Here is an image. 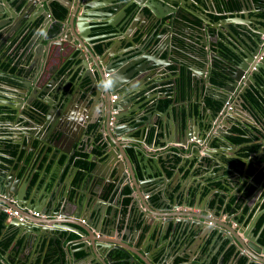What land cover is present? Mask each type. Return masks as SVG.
<instances>
[{"label": "water", "instance_id": "obj_1", "mask_svg": "<svg viewBox=\"0 0 264 264\" xmlns=\"http://www.w3.org/2000/svg\"><path fill=\"white\" fill-rule=\"evenodd\" d=\"M28 1L16 0L12 3L13 0H0V3H3L1 10L4 12L1 17H5L8 12L11 13L6 22L9 23L13 18L16 19L17 13L25 16L28 9L24 8V5ZM54 1L65 7L64 17L54 18L52 1L46 3L45 8L35 0L34 2L38 3L36 6L38 10L34 16H26L24 34L30 31L32 24H37V27L28 37L23 34L11 51L14 56L12 65L18 70L5 73L0 69V213L3 212V205L18 209L22 212L24 220L14 217L7 221L8 224L17 227L20 233L24 230L35 231L37 228L35 241L39 245L45 237L55 242L56 250L47 261L44 255L49 250V245L45 251H39L38 264H50L53 260H56V264L76 263L77 258L73 251L70 250L68 257L63 255L65 237L62 233L66 226L74 229L81 237H85L82 240V248L87 255L92 254L101 264H130L136 259L129 251L137 252L131 248L132 245L126 246L103 237L94 239L86 237L91 228L102 235H109L114 229L107 220L109 213H105L104 203L101 204V201L112 202L118 192L122 190L123 193L125 185L130 188L133 197L141 198L137 190L146 194L144 186H148L147 184L154 180L160 183L155 191L160 193V204L157 206L150 195H147L141 203L145 208L141 212H152L156 209L171 212L173 204L168 201L172 200V196H175V205L178 207L182 203L178 194L188 191L185 187L179 192L175 186L163 188L164 181L169 179L167 171L174 170V173L180 175V167L200 157L194 168L201 167L204 176L209 171L207 177H214L216 174L214 166L226 165V153L232 149L226 138L232 125L223 127L225 120L233 118L237 124H247L259 130L263 128L239 97L241 93L252 89L264 99V0H233L238 6L225 18L231 20V23L223 21L219 25L204 11V7L213 9L214 0H169L171 6H167L165 13L158 10L159 4L163 6L162 0ZM18 6H21L23 13L19 11ZM145 7L148 8V12L145 11ZM248 12H251V15ZM151 25L155 26L152 32L148 29ZM100 28L109 29L107 33L99 34ZM134 28L139 29L144 41L140 43L134 41L133 44L136 43V46L133 47L134 54H131L126 48L127 43L132 40L129 33ZM156 29L159 33H155ZM102 37H110L112 42L109 45L105 42L99 43L98 49L95 40ZM221 38H225L224 41L228 42V45L222 42ZM6 40L7 36L1 39L0 51L3 50L2 45ZM18 45L23 48L21 55L16 57L15 47ZM261 54L262 57L259 59ZM171 62L177 65L174 71L168 69ZM181 67L188 69V75L193 77L191 81L196 84L192 99L187 100L188 118H183L181 113L178 118L179 113L174 109L173 118H169L171 105L159 108L157 102L154 111L150 115H145V119L134 117L132 109L119 110L118 106L121 103L131 102L128 92H136L133 88L134 81L143 75L145 90H150L149 84L157 85L169 81L171 83L169 90L164 93L175 98L178 93L177 76ZM164 72L169 73L168 78L162 76ZM197 72L201 73L200 76ZM108 81H111L110 88L106 87ZM138 83L142 81L139 80ZM73 87L76 88V92H72ZM123 92L125 94L118 99L117 96ZM141 93L142 91H137L134 94ZM154 93L151 92L150 95ZM230 94H233L232 99ZM113 95L116 97L111 99ZM205 96L217 102L212 105L213 108L207 105ZM83 101L85 105L80 104ZM192 101L199 104L204 130L210 133L211 139L207 141L200 137L202 130L197 125V116L190 114ZM227 102L229 106L226 107ZM92 104L94 109L97 107V114L90 113L85 116L82 114L83 117H78L73 111L74 106L82 105L88 109L87 107ZM173 106L178 107L177 104ZM235 112L239 113V116ZM207 113L210 116H207ZM221 114L225 115L222 121L219 119ZM152 115L159 116L158 124L165 117V126H161L159 132L166 134L168 142L178 140L182 145L188 146L187 141L191 137L194 138L190 143V147L192 144L193 147L190 148L189 157H184L186 152L183 151L151 152L142 147L143 142L151 149L161 148V145L149 143L147 140ZM19 121L24 123L19 124ZM219 121L221 127H218ZM135 123H139L140 126L130 133ZM3 124L6 126L2 127ZM7 124L13 126L16 124L18 128L9 130ZM195 126L198 127L196 134ZM128 130H130L128 135L124 136V132ZM14 133L21 135V139L15 138ZM260 137L263 140L264 133H260ZM129 139L135 142L133 153L128 150L131 143ZM213 139L219 140L216 147L211 144ZM203 143L205 150H202ZM121 146H124L122 151ZM76 152H79V155L83 152L91 154L93 162L107 163L115 172L110 182L101 181L100 194L92 192L79 199V190L74 189L75 192L72 194V187L63 181V176L67 172L66 166H71V170L74 168L72 160ZM205 152L209 153V158L202 159ZM175 156L179 160L173 169ZM252 156L250 161L253 174H256L264 167V160H260V157L264 156V140L260 152ZM101 159L104 161L101 162ZM235 164L231 165L233 171L244 172L248 177L247 165H240L239 159L235 160ZM125 165L130 169L128 177ZM70 174L75 175V172L70 171ZM123 179L125 185L121 184ZM130 179L133 181L132 187L129 185ZM243 179L241 181H244ZM141 182L142 185L137 188L136 184ZM252 182L256 189L263 187L264 184V181L256 182L253 176ZM103 184L106 186L105 189L102 187ZM111 186L113 188L110 190ZM204 186L210 190L215 189L214 185L207 183H204ZM251 194H254V191ZM214 198L218 203V196ZM194 201L196 208L205 209L208 214H201V217L189 213L159 215L162 220L158 221V234L163 233V236L178 234L179 237H175V241L178 242L191 233L207 234L208 228L215 229L222 235L226 234V239L231 244H237L239 253H246L250 262L264 263L263 255H260L264 254V243L260 244L257 241L247 223L224 211L229 198L220 205L223 208L221 215L225 214L226 217L225 222L210 219L217 214L207 205L201 207L203 204L201 191L196 193ZM243 201L241 199V202ZM113 204L117 205L118 202ZM183 206L194 207L186 201ZM28 211H38L46 220L40 221L42 225L31 226L26 221L28 219L33 221L30 214L26 213ZM262 211V208L256 207L252 213L253 217L248 220L253 222ZM63 214L73 217L74 220H57L53 217ZM78 219L85 220V223H80ZM204 220L209 222L207 227L204 226ZM230 221L236 224L233 229ZM68 223H74L78 228ZM170 223L172 227L169 226ZM138 239L139 237L135 241L133 238L130 240L135 248ZM144 244L146 247L149 245L146 242ZM175 245L176 242L171 244L172 247ZM158 246L159 244L155 242L154 250ZM186 248L187 245L178 253H171V250L166 253L165 249L149 253L142 246L143 255L140 257H147L148 261L142 258L144 264H149L150 261H154L155 264H166L170 257L171 264H175L176 257L185 255L190 257V251L187 252ZM241 248L251 251L243 252ZM116 250L124 252L125 256L113 254ZM0 257L8 259L3 253H0ZM35 259L24 262L35 264ZM222 259L223 255H220L216 264H222ZM188 261L180 264H187ZM200 264H210V259L207 261L206 258L205 261H200Z\"/></svg>", "mask_w": 264, "mask_h": 264}, {"label": "crops", "instance_id": "obj_2", "mask_svg": "<svg viewBox=\"0 0 264 264\" xmlns=\"http://www.w3.org/2000/svg\"><path fill=\"white\" fill-rule=\"evenodd\" d=\"M34 1L35 0H32V1L29 0L28 3H25L24 8L28 9V12L25 14V16L22 14L19 15V13H17L16 19L13 18L12 21L9 23H6V22H7V19L11 16V13L8 12L5 17H1L4 12L1 10V6L3 5V3L2 4L0 3V41H1V39L5 38L7 36L6 43L2 45L3 46L2 54H4L2 60H4V61H2L0 59V65L1 66H3V64H5L7 62V60L9 59V56H10L9 62L11 64V65L9 64V66H12V62H13L14 57L11 54V51H12L14 45L20 39V37L26 32V30H25L26 25L24 24V21H26V19H25L26 16L29 17L31 15L32 16L35 15L36 10H38L36 8L38 3L42 4L45 8H47L46 3H48L49 1H52V3L56 2L54 0H44V2H43V0H38V3L36 4ZM15 2H16V0H13L12 3H15ZM162 2H163V6H161L159 4L158 10L161 13H165V9L167 8V6H171V3L169 0H162ZM197 3H198V1H197ZM176 6H177V3H176ZM18 9L20 12L23 13V11H21V6H18ZM5 10H7V8ZM145 11L148 12L149 11L148 8L145 7ZM204 11L207 12L208 15L214 21L218 22L217 23L218 25L220 22L222 23L223 21L227 22V23H231V20L225 19L229 15L230 11H227V10L224 11L221 8L218 9L217 7H215V4L213 6V9L204 7ZM248 13L251 15V12H248ZM14 14H15V12H14ZM19 20H21V21L19 22ZM237 20H239V19H237ZM142 21H143V17H142ZM142 21L140 23H142ZM242 21L245 22V20H242ZM234 22H235V24H238L237 21H234ZM137 27L139 28V25ZM148 29L150 32H152L153 29H155V26L151 25L148 27ZM107 32L108 31H105V32L101 31L99 34H104ZM19 33H21V34L19 35ZM28 33H29V31H28ZM155 33H159V30L156 29ZM27 34H24V35H26V37H27ZM95 35H96V33H95ZM129 37H132V40L127 43L128 47L126 48V50H128V53L134 54L135 49L133 47L136 46L137 42H139V43L142 42L143 38L141 36L139 29H137V28H134L129 33ZM121 39H123V38H121ZM220 40L228 45V42L224 41L225 38H223V39L221 38ZM134 41L136 42L135 44H133ZM102 42H105L106 45H109V44H111L112 39L110 37H102L100 39L95 40V43L96 44L98 43L97 45H99V43H102ZM18 46L15 47V53H17L16 57L21 55L20 52H21V49L23 48V47L21 48L20 45H18ZM115 50H116V47L114 48L113 53ZM28 57H29V55L26 56V58H28ZM41 61H42V59H41ZM185 62H187V61L185 60ZM52 64H53V62H52ZM170 66H172V67L170 68L168 65V69L172 70V71H174L177 67L175 62H171ZM184 68H186V67H184ZM16 70H18V69L16 68ZM15 71H13V72H15ZM185 71L187 73H189L187 68L185 69ZM167 74H169V73L164 72L162 74V76L168 78ZM197 74H199V76H200L201 73L197 72ZM143 77H144V75H143ZM143 77L139 76L136 78V80L134 81V86H133V88L135 89L136 92H131V91L128 92V95L131 97V102L124 101V103H121V105L118 106L119 110L126 111L127 109H132V113H133L134 117H141V118L145 119V115H150V113L154 111L157 100L162 101L163 99L169 98L171 100L167 103H164L166 105L167 104L171 105L172 110H170L168 112L169 118H173V112L175 113L174 110H177V112L179 113L178 118H180V113H181L183 118L186 119V117L188 116L187 115L188 107H187L186 99H180L179 96H177V94H176L175 98H172L171 94L164 93V92L169 90V86L171 84L169 81H166L165 83H160L157 85H154V84L150 85L149 84L148 87L150 90H145V88H144L145 86H143L144 85ZM192 78L193 77H191V79ZM139 80L142 81V83H138ZM192 86H193V84H192ZM192 86H191V93L188 95L189 97H193L194 87H192ZM71 90H72V92H76V88H74V87ZM137 91H142V93L141 94H134V93H137ZM154 91H155V93H154ZM151 92H153L154 94L150 95ZM124 94L125 93L123 92L120 96H117V98L121 99ZM230 95L233 98V94H230ZM111 99H113L112 96H111ZM80 104L85 105V101L81 102ZM175 104H177V106H178L177 108H175L173 106ZM82 105L74 106L75 108L73 109V111H75V113L77 114L78 117H83V115L85 116L86 114H90V113L91 114H94V113L97 114V107L94 109L93 104L91 106L87 107L88 109L83 108ZM163 106H159V108H163ZM137 107H139V108L136 109ZM235 114H238L237 116H239V113L235 112ZM161 117H163V116L161 115ZM224 117H225V115L221 114L219 117L220 121L224 120ZM159 119H160L159 116L157 117V116L152 115V117L150 119V121H151V129L150 130H151L152 134L149 137V139H147V140L149 143L161 145V148L160 149H151L150 146H146L143 142L141 143L142 147H144L145 150H148L151 152H154L155 150H158V151L161 150V151H164L165 153L169 152V150H173V151H177V152L183 151V152H186V154H184V157H187V156L189 157L190 148L193 147V144L190 147V143H191V140L194 138L191 137L187 141L188 146H186V144L182 145L181 142L178 140H176V141L171 140L170 142H168V140H166V134L163 132H159L160 127L163 125L165 126V122H166L165 120L166 119L164 117V119L160 120L159 124H158ZM179 121H180V119H179ZM220 121L218 123V127H221ZM187 122H188V119H187ZM23 123H24L23 121H19V124H23ZM233 123H235V124H233ZM157 124H158V126H157ZM215 124H217V123H215ZM197 125L202 130L200 137L202 136V138L206 141L209 140L208 133L205 132V130H204V126H203L204 124L200 120H198ZM229 125H232V126L233 125H240V127H242L245 130L250 129V131L255 132V128H253L247 124H242V123L237 124L236 122H234L233 118H227L225 120V125H222V126L228 127ZM5 126H6L5 124L2 125V127H5ZM139 126H140L139 123H135L134 128L131 129V131L128 130V131L124 132V136H127L129 131H130V133H132L134 130L138 129ZM7 128L9 130H12L14 128L17 129L18 127L16 126V124L14 126L11 124H7ZM194 128H195V134L198 133V127L195 126ZM137 134H138V132L135 135H137ZM13 136L15 138H18L19 140L21 139V135H17V133H14ZM128 141H131V143L129 144V147L132 149H129V150H131V152H132L133 147L135 146V144H134L135 142H133V140H131V139H129ZM217 142H219V140L216 139L215 143L213 144L214 147H216ZM185 143H186V140H185ZM122 147H124V146L120 147L121 151H122ZM205 149H206L205 144L203 143L202 144V150H205ZM236 149H234V150H236ZM234 150L232 149L230 151L229 150L227 151L226 159L228 157H232V156L235 157V155L232 152ZM208 154L209 153L205 152V156H203L202 159L209 158ZM253 154L254 153H250L247 156L245 155L246 156L245 158L242 157V159H241L242 164H240V165L250 164L252 166V162L250 160L253 158V156H252ZM120 157H122V156L120 155ZM91 158H92V155L89 153L83 152L79 155V152H76V155L74 156V158L72 160L74 168L71 170V166L69 167L68 165L65 168V169H67L66 170L67 172H66V175H64L65 177L63 176V181H66L72 187L71 188L72 194H73V192H75L74 189L79 190V194H78L79 199L83 196H88V194H90L92 192H96V193L100 194V192H101V188H100L101 181L110 182L112 176L115 173L113 170H111V168L107 165V163H96V162H93ZM199 160H200V157L195 158L191 163L188 161L187 165L180 169V175H177L176 173H174V170H172V172L168 175L169 179L164 181L163 188L165 186H167L168 188H170L171 186H175V189H178V192L183 187H185V189L187 191L191 190L193 185H195L199 182V178L202 175V168L201 167L199 169L194 168V167H196ZM82 161H88L89 164H91L88 171L79 170L78 164H79V162H82ZM103 161H104V159H101V162H103ZM226 165H228L227 162H226ZM226 165H223V166L225 167ZM125 166H126L125 171H126L127 177H128V175L130 174V169H129V167H127V165H125ZM215 167H217V166H214V170H215ZM261 169L262 168H260L258 171H261ZM70 171L71 172L73 171V173L81 171L82 176L80 178H78V180L73 181V175L74 174L73 175L70 174ZM195 171H196V173H195ZM208 172L209 171H207L205 173L206 175L203 176L204 178L202 177L203 179L206 180V178H209V177H207L209 174ZM221 174H222V170L219 169L216 171V174L214 175V177H210V178L216 179V178H218L217 176H220V178L224 177V176H221ZM246 174L248 177L245 176L244 172L239 171V173H238V172H236V170L233 171V169H232L233 179H236L239 177V183H238L239 185H240V183L245 182V185L251 184L252 186H254V183L252 182V176L254 178V175H256L257 173L253 174V166H252L251 173L247 172ZM244 176L246 178L243 179ZM250 177H251V179H250ZM247 178H248V180H247ZM242 179L244 181H241ZM123 180L124 181H122L121 184L125 185V179H123ZM263 181H264V173H263L262 177L259 179V183L260 182L262 183ZM110 185H112V184H110ZM129 185H130V187L133 186V181L131 179H130ZM141 185H142V182L139 184H136L137 188H139ZM147 185L148 186H144L146 194H143L142 192L137 190V192H139V194L141 195V198H138L137 196L133 197L131 195V191L129 190L130 202L125 207L124 211H121L122 197H123L122 190L120 192H118V194H116L115 197L113 196L115 199L111 200L112 202H108L107 200L104 202L101 201V204L104 203L103 209H105V213H109L107 216V220H108V222H110L109 223L110 226H114L113 227L114 229L111 230V228H109V231L111 230L110 231L111 233H109V235H107V234L102 235V234H100V232L97 233L95 231V229L91 228L90 233L88 235H86V237L87 238L91 237V239H94L95 237H103L106 240L116 241V242L124 244L126 246L132 245L131 248L137 252L129 251V253L134 257V259H136L135 260L136 262L131 261L130 264H135V263L144 264L143 259L145 261H148L146 256L140 257V255H143L142 251H141L142 246L144 249H147L149 251V253L151 251L154 252L157 249H159V250L165 249L166 253L170 250H171V253L172 252L178 253L180 251V249L184 248V246H186V245H187L186 251L187 252L190 251V258L188 259L189 261L187 264H200V261L203 262V261H205L206 258H209L210 260L213 259L214 254H215V256L216 255H219V256L223 255V253L227 247H233L235 251H234L233 257L231 259H229V261L226 264H236L239 257H244L246 259V263L250 262L248 260L247 255H245L246 253H243V254L239 253L237 244H235V245L231 244L230 241L228 239H226V236H227L226 234L222 235L215 229H209L208 228L207 234H205V232H200L198 234L196 232L191 233V234H189V236H186L185 238H183L182 240H180L178 242L175 241V237H179L178 234H176V235L173 234L174 239H172L173 235H171V234L164 235V236H163V233H161V235L158 234V228H159V222L158 221H159V219L162 220V218H159V215H164V214L169 215V214H174V213H189L190 215L193 214V215H197V216L201 217V214L207 215L208 212L205 211V209L201 210L199 208H196V202L195 201L192 202V204H189L190 206L194 205V207H184L183 203L186 201L185 198H187V196H188L187 192L184 191L182 193V196H180V197H182V199H180V202H182V203H180V206L176 207L175 196H172V200L168 201V202H170V204H173V208L171 209L172 210L171 212H169L170 210L166 211L164 209H161V210L156 209V210H152V212H145L144 211V213H142L141 211L145 208L141 205V203L146 199V195H150L149 196L150 198L155 196L157 199L156 205L159 206V204H160V202H159L160 193L155 192L156 189H158L160 183L158 181L152 180V182L148 183ZM102 187L104 189L106 188V186H104V184ZM125 187L130 189L126 185L124 186V188ZM112 188H113V186H111L110 190ZM237 188H238V185L233 187L229 193V196H231V194L232 195L235 194L236 198L238 199L240 194L238 193ZM253 191H254V194H250L248 196V198H246L242 203L240 200L241 198L239 199L240 200L239 205H238L239 207H237L235 212L232 214L235 216L236 219L247 223V226H249V228H251L253 234L256 236L257 241L260 244H263L264 241L262 242L259 240V235L262 231L264 223H262V225H260L257 229H255V225H256L257 220L260 217V215L262 213H264V206L262 205L263 197H264V184H263V187H259L258 189H256L254 187ZM133 193L135 195V191ZM196 193H198V191ZM196 193H195V196H196ZM212 195H214L216 197L218 195V198L222 199V200H219L221 202H219V204H218L216 202L214 196H212ZM237 195H238V197H237ZM105 196L107 197L108 195L106 194ZM229 196H227V194H225L224 192L219 191L217 189L210 190L207 188V189H205V194L201 197V200L203 202V204H201V207H203V206L205 207V205H207L210 209L214 210L215 214H217V216H211L212 218H210V219H213L214 221H216L218 219L219 222H225L226 217H225V214L221 215V212H223L222 211L223 208L220 205H222L224 200L229 198ZM97 197H99V196L97 195ZM113 197L111 199H113ZM194 199H195V197H194ZM116 201L118 202V204L117 205L113 204V202L116 203ZM99 203H100V201L98 200L97 204H99ZM256 207L262 208L263 211L259 214L257 219L252 222L251 220H248V219L250 217L251 218L253 217L252 213L255 211ZM84 208H85V205H84ZM224 211L226 212L228 210L224 209ZM26 213H29V211ZM85 216H86V214H85ZM30 217L32 218L33 221H31V219H28L26 221L31 226L32 225H40L41 220H46V217H44V216H41V215L39 217L34 216L33 211H31ZM53 217L57 220H62V219H66L67 221H70V220L73 221L74 220L73 217H70L69 215L64 216V214L61 215L60 218L56 217V216H53ZM78 221H80V223H82V224L85 223V220H83V219H78ZM204 223H205L204 226H206V227H207V225H209L208 221H205ZM230 223L232 226L231 228L233 229L236 224L233 221H230ZM69 224L74 226L75 228H78V225H76L74 223H68V225ZM212 224H215V223L212 222ZM5 225H8L7 220L5 221ZM169 226L172 227V223H170ZM0 229H1L0 232L2 233L5 228L0 224ZM36 230H38V229L35 228V231H31V230L25 231L24 230V231H21L22 233H20L19 229L17 228L16 236H15L14 241H13V245L16 244L17 240L19 241L18 251H19L20 261H27V260H31V259L33 260L34 258H36L35 264L36 263L38 264V262L40 260V255L38 256L39 251L40 252H42L43 250L45 251V248L47 245H49V247H52V249L55 252V250H56L55 249V242H53V240L50 239L49 237L43 238L40 245L38 242L35 241L36 233H37ZM62 235H63V237H65V240L63 242V245H64L63 255L65 257H68V255H70V250H71V251H73L75 257L77 258V261L75 264H101L95 258H93L92 254L87 255V253H85L84 249L82 248V246H83L82 240H84L85 237H81L74 229H72L68 226L63 228ZM71 235H74V236L72 237ZM137 237H139V239L137 241V247L135 248L134 244L131 243L130 240L133 238V240L135 241ZM240 240L245 243L243 238L240 237ZM263 240H264V237H263ZM57 241L59 242L58 239H57ZM144 242L148 243L149 245H147V247H146ZM155 242H156V244L158 243L159 246L157 249L154 250ZM174 242H176V245H175V247H172L171 244H173ZM224 242H226V246L224 247V249L222 251L219 252L220 246ZM241 249L243 250V252L251 251L248 249H246V250H244L243 248H241ZM80 250L84 251V253L82 255H77V252ZM260 251H262V249H260ZM252 252H256V251L252 250ZM2 253L4 255H6L7 258L11 254L10 250H5V252H2ZM35 254H37V257H35ZM113 254H115L116 256H120V257L125 256L124 252H122L120 250L114 251ZM260 255H263V258H264V254H260ZM187 258H188V256H186V259ZM171 259L172 258L170 257L166 264H171ZM156 260H158V259H156ZM0 261H1V264L7 263V260L2 259L1 257H0ZM217 261H218V256H217V260H216L215 264L217 263ZM174 263L180 264L181 262H178L175 258ZM256 263L264 264L261 262H256ZM149 264H155V263H154V261H150Z\"/></svg>", "mask_w": 264, "mask_h": 264}, {"label": "trees", "instance_id": "obj_3", "mask_svg": "<svg viewBox=\"0 0 264 264\" xmlns=\"http://www.w3.org/2000/svg\"><path fill=\"white\" fill-rule=\"evenodd\" d=\"M215 2V7H217L218 9L221 8L224 11H230V13L233 12V10H235V7L238 6L236 4L235 1L233 0H214ZM52 7H53V16L54 18H58V19H62L65 15L66 9L65 7L61 6L60 4L53 2L52 3ZM37 27V24H32L30 27V31L27 34V37L33 32V30ZM107 29L109 28H100L99 32L101 31H108ZM99 45H97V48L99 49ZM224 47V46H223ZM225 50H227L226 47H224ZM4 54H0V59L3 58ZM14 57V56H13ZM12 58V57H11ZM2 60V59H1ZM4 61V60H2ZM10 56L9 59L7 60V62L5 64H3V66L0 65V69L4 70V72L6 73H13V71L16 70L15 66H9L10 64ZM14 61V59H13ZM11 65V64H10ZM172 66H170L171 68ZM7 69V70H6ZM186 68L181 67L180 73L177 76V85H178V93L177 96H179L180 99H186L190 100L192 99V97H189L188 95L191 93V86L193 83H191V77L188 75V73L185 71ZM17 71V70H16ZM15 71V72H16ZM216 73V72H215ZM194 87V86H192ZM240 100L243 102V104L246 105L247 109L257 118V120L260 122V124L262 125V129H255V132H252L249 130H245L242 127H240V125H233L230 132H228V134L226 135L227 140L230 142V146H232V149H236L233 152V154L235 155V157H228L225 161L227 162V164L225 167L224 166H217L215 167V172L219 169L222 170V174L221 176H224L222 178H220V176H217L218 178H206V180L208 181V185H214L215 189L224 192L225 194L229 195L228 193H230V191L232 190L233 187L238 185V193L239 198L237 199L235 194H231V196H229V201L227 202V207L226 210H228L231 214L235 212L236 208L239 207V199L241 197H244L243 200H245L246 198H248V196L253 192L254 186H252L251 184L249 185H245V182L239 183V177L236 179H233L232 176V167L231 165H233L235 163L236 159L240 160V164H242V157H246L248 154L250 153H254V154H258L261 150V147L263 146V140L260 137V133H264V99L261 95H259L256 91L250 89L248 90L246 93H241L240 94ZM171 99L167 98V99H163L161 100H157L158 106H163L166 105L164 103L169 102ZM206 102L207 105H209L210 107L213 108V104L217 103L215 100H213L210 97L206 98ZM219 104V103H218ZM198 103H193V101L190 104V114H195V116L198 117H203V115L201 114L199 108H198ZM220 105V104H219ZM152 132L151 130L148 132V139L151 136ZM264 139V138H263ZM258 140V141H257ZM215 143V140L213 139V141L211 142L212 146ZM9 146L12 148V146L9 144ZM234 147V148H233ZM132 149V148H129ZM128 149V150H129ZM231 149V150H232ZM230 151V150H229ZM129 152H131V150H129ZM133 153V151L131 152ZM175 153H177V151H175ZM244 155V156H243ZM246 155V156H245ZM178 158L175 156L174 157V167L173 169L176 167L177 162H178ZM260 160H264V156L260 157ZM90 165L88 161H82L79 162L78 166H79V170H85L88 171L90 168ZM184 167V166H183ZM182 167H180L179 169H181ZM252 171V166L250 164L247 165V172L251 173ZM172 172V170L167 171V175H169ZM196 173V171H195ZM264 173V167H262L261 171H258L256 175H254V180L256 182H259V179L262 177ZM184 175V174H183ZM82 176L81 171L79 172H75V175L73 177V181L78 180V178H80ZM199 189H201L200 185H196L192 187L191 190H188L187 194V198L186 202L188 204H192V202H194V197H195V193L199 191ZM205 189H207L205 186L202 187V191H201V197L205 194ZM196 191V192H195ZM123 197H122V208L121 211H124L125 207L129 204L130 202V195H129V189L127 187H125L123 189ZM182 193L178 194L179 199H182ZM218 196V195H217ZM151 199L156 203V197L153 196L151 197ZM222 200V199H218ZM238 200V201H237ZM221 202V201H219ZM218 202V204H219ZM224 203V202H223ZM262 205L264 206V200L262 202ZM5 217L6 214L4 212L0 213V224L5 228L4 231L0 234V253L5 252V250H10L11 252V256H8L7 259V263L6 264H26L24 261H20L19 259V251H18V243L19 241L17 240L16 244L13 245V241L14 238L16 236V231H17V227H15L12 224H8L5 225ZM262 223H264V213H262L260 215V217L257 220V223L255 225V229H257L260 225H262ZM1 231V229H0ZM72 237L74 235H71ZM264 237V225L262 228V231L259 235V240L260 241H264L263 240ZM226 246V242L222 243V245L220 246L219 252L222 251L224 249V247ZM49 250L45 253V261H47L53 254L54 250L52 249V247L48 248ZM234 248L233 247H227L223 253V259H222V264H226L229 259H231L233 257L234 254ZM84 253V251H78L77 255H82ZM217 256H215L213 259L210 260V264H215L216 260H217ZM176 260L178 262L182 261V258H176ZM50 264H56V260H53L52 262H50ZM236 264H258L256 262H249L246 263V259L244 257H239Z\"/></svg>", "mask_w": 264, "mask_h": 264}, {"label": "built area", "instance_id": "obj_4", "mask_svg": "<svg viewBox=\"0 0 264 264\" xmlns=\"http://www.w3.org/2000/svg\"><path fill=\"white\" fill-rule=\"evenodd\" d=\"M261 57H262V54H261V56H259V59ZM112 97L115 98L116 95H113ZM227 104H228V102H227ZM2 211L6 214V220L7 221L10 220V219H12V218H14V217L17 218V219H19V220H24V217L21 214L22 212H20L18 209H12L11 207H8V206L3 205L2 206ZM29 214H31V211H29ZM33 215L36 216V217H39L40 216V214H39L38 211H33ZM57 217L60 218L61 216L58 215Z\"/></svg>", "mask_w": 264, "mask_h": 264}, {"label": "flooded vegetation", "instance_id": "obj_5", "mask_svg": "<svg viewBox=\"0 0 264 264\" xmlns=\"http://www.w3.org/2000/svg\"><path fill=\"white\" fill-rule=\"evenodd\" d=\"M3 51V50H2ZM2 51H0V54H2ZM193 83V86L195 87V83L194 82H192ZM209 87V86H208ZM195 89V88H194ZM210 89V88H209ZM206 98H207V96H205L204 97V100L206 101ZM207 103V102H206ZM208 114V113H207ZM207 116H210L209 114L207 115ZM197 118V117H196ZM197 120H202V118L201 117H198L197 118ZM208 128V127H207ZM208 136H209V138L211 137L210 136V133H208ZM211 139V138H210ZM204 174H202L201 175V177L199 178V182L197 183V184H195L194 186H196V185H200L201 186V189H199V191L201 190L202 191V187H204V183L206 184L208 181L207 180H205V179H203L204 177ZM203 177V178H202ZM208 184V183H207ZM241 199H244V197H241ZM240 199V200H241ZM263 200H264V197H263ZM238 201V200H237ZM242 203V202H241ZM180 252V251H179ZM177 258V257H176ZM179 258V257H178ZM180 258H182V261L181 262H184V261H186V260H188L190 257H188L187 259H186V256H183V257H180ZM218 258H219V255H218ZM207 260H208V258H207Z\"/></svg>", "mask_w": 264, "mask_h": 264}, {"label": "clouds", "instance_id": "obj_6", "mask_svg": "<svg viewBox=\"0 0 264 264\" xmlns=\"http://www.w3.org/2000/svg\"><path fill=\"white\" fill-rule=\"evenodd\" d=\"M106 87H108V88H110V87H111V81H108V83H107ZM231 99H232V97H231ZM227 106H229V102H228V105L226 104V107H227ZM228 108H230V107H228Z\"/></svg>", "mask_w": 264, "mask_h": 264}]
</instances>
